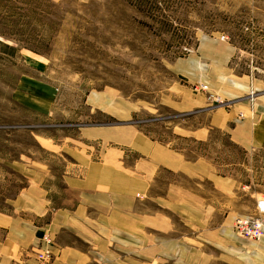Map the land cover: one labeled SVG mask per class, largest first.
<instances>
[{"label":"crops","instance_id":"crops-1","mask_svg":"<svg viewBox=\"0 0 264 264\" xmlns=\"http://www.w3.org/2000/svg\"><path fill=\"white\" fill-rule=\"evenodd\" d=\"M235 54L203 34L155 100L87 93L59 172L0 161V182L17 184L0 204V264H42V251L47 264H264V237L233 229L264 199V84Z\"/></svg>","mask_w":264,"mask_h":264},{"label":"rangeland","instance_id":"rangeland-1","mask_svg":"<svg viewBox=\"0 0 264 264\" xmlns=\"http://www.w3.org/2000/svg\"><path fill=\"white\" fill-rule=\"evenodd\" d=\"M203 34L224 37L236 71L264 84V0H0V161L63 170L60 141L91 118L87 93L155 100Z\"/></svg>","mask_w":264,"mask_h":264},{"label":"built area","instance_id":"built-area-1","mask_svg":"<svg viewBox=\"0 0 264 264\" xmlns=\"http://www.w3.org/2000/svg\"><path fill=\"white\" fill-rule=\"evenodd\" d=\"M224 39V37H222ZM199 88L203 91L206 90L204 85H199ZM254 96V92L250 93V99ZM257 209L260 213V217L247 216L237 218L233 229L236 234L247 240H259L264 237V199L257 201ZM45 243H50L51 240L47 235L42 237ZM38 261L42 264H47L50 259V253L42 251L37 256Z\"/></svg>","mask_w":264,"mask_h":264}]
</instances>
